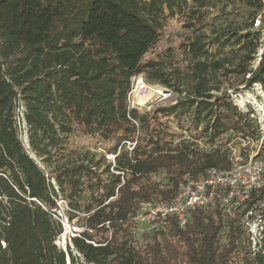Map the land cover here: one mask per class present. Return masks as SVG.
Here are the masks:
<instances>
[{
  "label": "trees",
  "instance_id": "1",
  "mask_svg": "<svg viewBox=\"0 0 264 264\" xmlns=\"http://www.w3.org/2000/svg\"><path fill=\"white\" fill-rule=\"evenodd\" d=\"M243 1L264 28V0ZM209 5L210 0H0V264H66L67 256L69 264L80 262L70 246L64 252L53 243L61 226L39 205L50 210L58 196L72 210L69 219L82 222L71 245L86 263L264 264V226L254 252L247 250L242 226L264 188L230 214L220 202L213 210H192L183 228L174 217L153 229L132 221L141 202L174 198L185 176L229 170L226 143L252 135L248 114L229 94L211 93L219 88L209 85L208 70L224 68L264 92V49L257 67L248 68L261 31L253 27L254 18V32L218 40L239 46L246 62L233 68L220 60L208 64L203 36L197 35L183 46L195 60L187 96L143 114L130 106L134 76L149 75L172 87L156 63L144 61L167 20L184 16L187 27L198 30ZM181 92L176 87L172 95ZM19 101L29 148L43 168L17 135ZM186 112L196 127L202 124L207 150L195 140L176 139L161 121ZM75 131L112 142L113 165L100 171L93 160L65 158L75 152L66 140ZM257 157L264 161V151ZM156 175L163 180H153Z\"/></svg>",
  "mask_w": 264,
  "mask_h": 264
},
{
  "label": "rangeland",
  "instance_id": "2",
  "mask_svg": "<svg viewBox=\"0 0 264 264\" xmlns=\"http://www.w3.org/2000/svg\"><path fill=\"white\" fill-rule=\"evenodd\" d=\"M191 5V0H188ZM203 14V21L198 26V30H192L187 27V20L184 16L175 15L169 18L160 32L158 40L152 48L145 54L144 61L154 62L157 67L163 71L165 78L169 79L172 87L166 86L158 79H153L149 75L140 74L134 76L131 80V91L129 93L130 106L136 109L140 114L152 112L157 108H166L176 103V100L184 99L190 88L192 64L195 61L183 46L190 42L197 35L203 36V42L206 46V55L204 59L208 64L214 61H222L225 68H233L236 64L245 61L244 52L233 42L223 44L218 41L223 39V35H230L236 32L238 36H244L247 32H254L249 24L252 18L255 21L260 17L252 8L246 5L243 0H210V5ZM261 13V12H260ZM259 46L255 55L250 60L248 68L255 69L260 61L264 46V30L260 31ZM248 77V74L245 78ZM209 85L217 90L211 93L215 96L222 92L229 94L233 104L243 113L248 114L250 120L249 140L242 141L237 135L231 140L237 151L246 152L244 154H254L258 149L264 151V92L260 84H253L246 87L242 77H236L234 74L226 73L223 69L218 71L208 70ZM142 82L147 88L155 91L149 96H145L144 91L140 88ZM178 87L182 92L176 99L173 97V91ZM139 99L141 103L139 104ZM22 101H19L21 103ZM18 116V113L16 111ZM162 123L173 131L179 140H195L200 148L206 150V139L202 124L192 122L189 112L181 117L171 116L162 118ZM16 130L23 146L30 153L38 165L43 168V163L39 157L33 154L29 148V141L25 143L28 132L27 126H23L21 119L20 124L16 123ZM68 149L74 150L68 157L70 159L93 160L97 163L99 170H103L107 163L113 165L115 155L108 153L112 142H103L96 136L84 135L75 131L66 137ZM131 147H129L130 149ZM89 152V153H88ZM67 152L65 151L64 154ZM112 167L110 168V170ZM153 180H163L162 175L153 176ZM79 228H82V222L78 217L73 219ZM247 246V245H246ZM257 246L249 245L247 250L252 252ZM77 264H80L79 262Z\"/></svg>",
  "mask_w": 264,
  "mask_h": 264
},
{
  "label": "built area",
  "instance_id": "3",
  "mask_svg": "<svg viewBox=\"0 0 264 264\" xmlns=\"http://www.w3.org/2000/svg\"><path fill=\"white\" fill-rule=\"evenodd\" d=\"M253 27L261 28L259 18L254 21ZM262 29L264 30L263 27ZM16 111L18 113V116L16 114V123L19 125L21 119L25 127V108L22 102H18ZM245 140H249V138L242 139V141ZM225 147L227 148V159L230 163L229 170L209 168L200 179L185 176L179 181L174 198L169 202H141L139 211L132 221L138 225H147L149 229H153L157 226H165L167 219L174 217L178 225L183 228L192 210H213L216 208L217 202H220L225 207L226 213L230 214L232 208L247 202L252 191L264 188V161L257 157L260 150L258 149L252 155L244 154L246 150L237 151L232 140L226 143ZM55 204L54 208L47 210L39 203L61 226V233L55 238L53 243L64 252H66L67 246H70L73 254L79 258L80 264H93L84 262L81 255L71 245V240L75 237H80L83 229L79 228L74 220L69 219L68 212L72 210L66 200L58 196L55 199ZM242 226L249 244L257 246L263 237L264 196L244 213ZM2 245L4 246L3 242ZM66 264H69L68 256Z\"/></svg>",
  "mask_w": 264,
  "mask_h": 264
},
{
  "label": "bare ground",
  "instance_id": "4",
  "mask_svg": "<svg viewBox=\"0 0 264 264\" xmlns=\"http://www.w3.org/2000/svg\"><path fill=\"white\" fill-rule=\"evenodd\" d=\"M140 86H141L140 88L144 91L145 96L146 95L149 96V95H151L152 93L155 92V91L147 88L142 82H140ZM140 103H141V99H139V104Z\"/></svg>",
  "mask_w": 264,
  "mask_h": 264
},
{
  "label": "water",
  "instance_id": "5",
  "mask_svg": "<svg viewBox=\"0 0 264 264\" xmlns=\"http://www.w3.org/2000/svg\"><path fill=\"white\" fill-rule=\"evenodd\" d=\"M25 142L28 143L27 135H26V138H25ZM30 157H31L32 159H34V157H33L32 155H30ZM34 160H35V159H34Z\"/></svg>",
  "mask_w": 264,
  "mask_h": 264
}]
</instances>
